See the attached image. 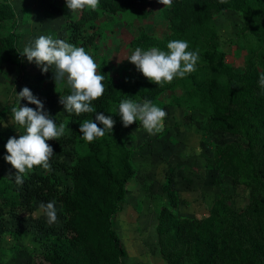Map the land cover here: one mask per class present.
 Instances as JSON below:
<instances>
[{
	"label": "rangeland",
	"instance_id": "1",
	"mask_svg": "<svg viewBox=\"0 0 264 264\" xmlns=\"http://www.w3.org/2000/svg\"><path fill=\"white\" fill-rule=\"evenodd\" d=\"M101 3L96 9L86 7L74 13L65 0H0V8L16 15L15 21L7 23L14 24L19 51L41 34L89 50L98 63L97 71L104 67L108 90L93 105L105 114L117 113L123 97L140 99L137 87L156 83L124 58L134 50L129 43L139 33L159 39L170 34L162 14L168 5L152 0L145 6L150 13L141 18L135 8L110 14L101 9ZM81 16L83 23L76 22ZM256 22L264 25V11ZM213 34L215 38H210ZM190 46L200 50L196 71L161 83L162 90L153 100L167 110L163 131L150 134L138 121L125 126L120 118L122 126L110 146L111 160L120 148L132 149L128 163L133 173L124 185L121 209L111 218L124 251L118 264H264V143L260 139L264 131L256 130L250 121L247 130L222 117L220 123L206 98L210 80L222 85L231 82L243 90L244 79L238 77L248 70L261 75L264 34L254 36L240 13L226 9L209 20L205 36ZM55 71L53 65L42 72L26 55L19 67L0 66V119L8 122L7 127L0 125V264H56L54 246L75 241L80 232L69 230L65 201L73 183L70 170L64 167L87 152L91 142L82 139L80 123L95 119V113L84 117L65 111L60 97L70 88L66 82L56 83ZM24 86L44 101L57 123L68 127L63 136L48 141L54 149L51 169L34 166L23 174L24 183L17 185L7 178L17 170L4 154L7 139L21 134L16 128L24 131L11 123V108L18 100L14 90ZM263 91L258 80L250 93L256 96ZM230 101L226 107L232 111L236 102ZM20 104L30 102L22 98ZM251 135L256 136L249 140ZM97 197L101 206L102 197ZM53 199L58 220L49 224L39 205ZM87 217L83 222L73 220L72 225L82 222L79 226L94 231L105 226L98 214ZM89 237L96 241L79 244L78 238L73 250L66 249L62 264H104L106 253L95 245L104 249L103 235Z\"/></svg>",
	"mask_w": 264,
	"mask_h": 264
},
{
	"label": "trees",
	"instance_id": "2",
	"mask_svg": "<svg viewBox=\"0 0 264 264\" xmlns=\"http://www.w3.org/2000/svg\"><path fill=\"white\" fill-rule=\"evenodd\" d=\"M100 1H102L100 4L101 9L107 13H114L116 9L125 11L135 8L136 15L142 18L150 13V10L145 9V6L151 4L152 0H137L132 4L130 2H117V0ZM226 9H232L240 13L254 36L264 34V25H258L256 22L260 12L264 11V0H173L171 6L162 9V14L169 23L170 34L163 39H159L141 32L130 41L129 45L133 49L137 46L144 48L158 46L167 50V43L171 39L183 38L195 42L205 36L209 20ZM15 16L12 10L5 7L0 8V66L9 63L19 67L21 63L22 54L15 45L17 34L13 30L14 24L7 23V20L13 19L15 21ZM83 20L84 16H81L76 22L83 23ZM3 29H5L4 33L2 32ZM210 38H215L214 34ZM262 64L264 69V60ZM223 68L226 69L227 67ZM101 72H104V67L101 68ZM229 77H231V74ZM238 78L244 79L243 90L235 88L231 82V84L222 85L216 80H210L207 83L206 98L213 109L212 115L219 122L221 117L229 121H235L245 130H247V121H250L251 124L254 122L256 130L264 131V91L259 92L256 96H252V93H250L252 86L257 84L260 74L257 71L255 73V71L248 70L245 75L243 74ZM137 89V95L140 99L154 100L162 87L158 83H153L150 86H138ZM106 94L105 96H107ZM231 99L236 102L233 103L236 107L229 111L226 106L227 102H231ZM103 111L105 112V110ZM82 114L84 117L87 116L86 113ZM108 114L113 115L116 120L113 129H109L104 136L91 141L86 153L77 157L74 163L64 167L65 171L70 170L73 183L71 191L67 194L68 199L65 201L67 218L71 222L69 230L77 229L80 232L75 241L58 243L54 246L52 254L56 264H62L66 249L73 250L78 238L79 244L89 240L96 241V239H90L91 234L95 238L97 235H103V240L106 243L104 249L101 250L99 244L95 243V245L100 253L101 251L106 253L103 257L104 264H118L120 258L124 255L120 241L112 230L111 218L116 211L121 209V201L125 194L124 185L133 173V169L128 163L132 149L122 147L116 159H110V155H108L110 146L118 136L122 121L118 113L106 112V115ZM99 126L102 127L103 125L100 124ZM253 136L256 135H251L248 139L251 140ZM260 139L264 143V138ZM99 195L102 197L101 206L98 204L97 196ZM89 214H98L105 223L100 231L79 226L88 218ZM73 220H81L82 222L76 227L72 225Z\"/></svg>",
	"mask_w": 264,
	"mask_h": 264
},
{
	"label": "clouds",
	"instance_id": "3",
	"mask_svg": "<svg viewBox=\"0 0 264 264\" xmlns=\"http://www.w3.org/2000/svg\"><path fill=\"white\" fill-rule=\"evenodd\" d=\"M66 6L72 13L86 7L96 9L100 0H65ZM164 5L171 6L173 0H161ZM22 55H26L29 62H35L42 72H47L49 66L56 68L54 79L66 82L70 92L61 95L60 103L67 113H95V119H85L80 123L81 137L91 142L105 135L106 131L113 129L116 120L113 115H106L104 111H97L93 101L105 92V75L98 72V63L94 55L83 46H78L63 38L52 34H41L34 40L25 44ZM124 59L136 66L149 80L161 84L171 82L174 78H183L196 71L201 59L200 50L192 48L190 41L183 38L171 39L167 43V50L158 46L144 48L135 47ZM122 60V59H121ZM46 62V63H45ZM259 84L264 86V72L261 73ZM17 102L11 108V123L23 127L19 137L10 136L5 144L4 159L17 171L9 174V178L17 185L25 180L23 175L41 166L51 169L50 157L54 154L53 146L48 143L50 139H57L66 132L67 125L57 123L54 117L33 91L24 86L19 92L15 88ZM134 95H126L118 104V114L127 126L138 121L150 134H156L164 129L167 110L148 98L135 99ZM30 104L21 106V99ZM107 112V111H106ZM109 113V112H108ZM102 124L103 126H99ZM0 125L8 126V122L0 119ZM14 175V180L11 178ZM56 200L41 202L39 207L43 210L49 224L58 220Z\"/></svg>",
	"mask_w": 264,
	"mask_h": 264
}]
</instances>
